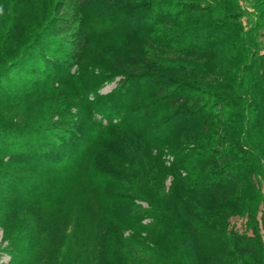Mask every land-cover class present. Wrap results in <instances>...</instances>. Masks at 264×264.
<instances>
[{"label": "rangeland", "instance_id": "374dc122", "mask_svg": "<svg viewBox=\"0 0 264 264\" xmlns=\"http://www.w3.org/2000/svg\"><path fill=\"white\" fill-rule=\"evenodd\" d=\"M92 3L94 5L89 12L92 20L89 23L97 25L99 20L103 19L109 23L102 24L94 32H87L86 36L79 37L76 27L81 24L78 21L81 15L76 13L79 4L74 0H0V43L8 39V44H11L8 48L14 50H10L9 53L7 50L6 58L12 59L24 48V43H15L16 39L26 37L27 41H34L39 32H42L35 48L43 54L44 60L51 61L50 55L54 53L52 47L65 46L66 49L71 50L76 48L83 55V58L78 60V64L84 65L81 72L76 70V63L70 66L69 71L63 73L50 71L57 74L56 79L54 78L50 84L52 88L45 91V85L36 82L34 83L38 84L36 88L45 92L36 95L27 91L35 87L28 80H31V75L36 71H15L14 68L0 71V148L7 143L1 138L3 131H9L14 127L40 126L37 123L40 124L47 119L57 120L60 117L58 111L62 109L61 104L65 107L69 104V110L74 112L73 106L77 99L79 101L74 87H78V84L81 87L76 89V92L83 90L85 93L83 100L87 102L97 98L98 95L103 97L110 95L116 90L120 76L110 79L111 76L106 72L110 69L131 71L122 67V63L124 64L125 59L128 58L138 59L145 67L143 73L149 75L139 76L140 86L146 85V79L150 78V81L156 79L167 83L164 85L167 93L190 90L197 93L201 89L197 86L217 89L216 91L223 92L229 97L224 103L219 104L218 101L222 99L220 96L216 97L218 101L215 100L210 106L214 114L213 123L210 122L203 131L188 129L187 118L178 117L190 104L178 105L177 108H158L155 116L144 121L141 117H135L134 113L130 112L131 109H128L120 120L124 119L127 127L134 126L136 130L128 134L117 130V133L123 134L124 137L123 141L114 144L116 148L113 151L101 140L95 141L92 144L94 150L91 156L107 157L109 154L114 155L112 152H117L125 159L133 157V160L129 159L131 164L121 160L122 158L118 160L122 169L127 170L133 184L142 189L159 190L160 196L168 191H174L164 203L144 191L136 194L128 193L125 207L139 226L150 223L152 214H163L171 222L177 223L180 232H183L182 253L186 256L188 264H264V71H260L264 65L260 59V57L264 59V28L259 26L262 21L256 18L259 11L244 0L239 3V9L231 11L232 15L241 13L239 20L242 22L240 32L243 41L235 45V48L244 55L242 57L244 61L236 63L239 67H233L230 76V74L224 75L231 68L230 65L226 67L225 72L222 65L229 61L235 63V60L233 51L227 50L220 43L228 40L223 36L221 26H212L210 33L192 32L184 40L179 41L183 47H178L177 43L172 42L175 47L166 50L151 42L145 43L141 38L120 40L124 31L132 28L133 23L137 24L141 21H133L127 17L122 28L119 29L118 24L112 21L114 18L121 20L123 11L107 6L101 9L99 0H94ZM204 16L190 13L189 19L201 23L206 19ZM14 23H17V28H11ZM103 32L106 34L108 32L107 36L111 41L95 47L92 39L96 38L95 34ZM206 34L212 41L216 40L211 46L217 49V53L203 60L196 58L195 55H189L186 52L188 49L186 43L192 37L196 40ZM248 35L252 37L251 40L243 37ZM101 38L105 39L106 36ZM83 39H89L90 44L84 46ZM47 41H52L49 50L45 48ZM142 53L148 54L146 58ZM223 54H226L227 58ZM44 60H42L43 65L41 62L35 63L33 69H43ZM70 61L76 59L72 57ZM78 73L79 80L83 83L68 84L71 75ZM37 75L43 79L44 75L49 73L39 71ZM92 81L97 83V88L90 84ZM19 85L24 87L20 92L17 90ZM155 86L150 84L151 92L134 100L130 107L134 110L146 105L154 107L153 109L159 107L160 103L165 101L164 97L167 93L158 95L156 89L152 91V87ZM233 86L234 90L231 92L230 88ZM84 88H88L87 91ZM137 90L138 86L129 88L119 97L120 100L133 97L134 91ZM176 117L180 120L173 129H169V125ZM95 119L102 120L101 115L96 114ZM104 121L103 118L102 122ZM247 124L249 129L247 136L243 132L238 134V129L243 130V126L246 127ZM180 128L185 130L176 133ZM166 131L172 133L171 136L165 137ZM87 133L90 134V131ZM112 137L113 135L110 138ZM239 142H241V150L238 149ZM216 149L220 151V156L218 155L217 158L211 156ZM6 153L0 152V173H2L0 183L5 180L7 185L10 176H5L8 174L5 169L8 168L10 172L17 171L24 164L11 160ZM67 153L64 151L61 157L67 159ZM149 155L152 156L150 160H148ZM81 159L80 155L77 162L71 164L70 169L68 171L66 169L64 174L62 173L63 176L55 182L50 191L40 188L34 192L33 197L38 198L44 206L43 229L46 237L57 235L55 238H58L66 233L76 211L85 204L83 199L87 197L85 192L90 185L89 179L86 178L89 164L87 159ZM226 165L231 168H226ZM221 170H225L224 174ZM229 170L231 172H228ZM227 172L229 176L232 174V179L226 178ZM25 175H29V172L15 173L18 180ZM5 184L2 185L3 190ZM25 188L26 184L18 187L17 193L23 192ZM94 197L92 201H95ZM27 198L24 196V199ZM5 204L6 200L0 195V213ZM61 213L62 217L67 218V224L64 226L58 223ZM107 213V210H101L99 218L107 217ZM20 216L21 214L17 215L8 223H0V264H14L13 260L18 259L22 254L16 251L17 242L30 241L31 228L28 223L20 220ZM99 218L95 213L91 217L96 223L90 227L94 235L91 241L92 244L96 243V248L94 247V257L90 261L91 264H109L113 255L111 253L113 234L108 233L106 238V230L104 231V226L98 223ZM188 221L190 226L187 225ZM56 229H61V232H57ZM121 232L123 241L131 231L121 230ZM140 235H144V232ZM95 237L96 240L93 241ZM131 237L127 240L132 241ZM239 237L242 241L250 243L255 250V258L239 255L234 245V240L240 239ZM54 240H49L50 244L46 251L51 258ZM134 251L143 257H149L151 253V250L145 247H135ZM86 257L87 254L84 260Z\"/></svg>", "mask_w": 264, "mask_h": 264}, {"label": "trees", "instance_id": "16d2710c", "mask_svg": "<svg viewBox=\"0 0 264 264\" xmlns=\"http://www.w3.org/2000/svg\"><path fill=\"white\" fill-rule=\"evenodd\" d=\"M99 1L101 2V9L102 7L107 6L118 8L124 12L121 20H116V18H114V21H112L115 24H118L119 29L122 28L124 19L127 17L129 19L131 18L133 21H141V23L137 24L132 22V28L124 31L120 40H124V38L127 40L141 38L145 43L151 42L159 48L169 50L174 46L172 42L175 44L177 43L179 45L178 47H183L179 44V41L184 40L188 34L192 32L198 34L201 31H203L201 32L203 34L205 31L210 33V28L216 25L221 26L223 36L228 38L227 41L224 40L220 43L224 45L227 50L231 49L233 51L235 60V63L233 61L223 63V72H225L228 65L231 67L224 75H229L230 72L233 71V67L237 66L238 68L239 66L236 63L244 61V59H242L244 55L235 48V45L240 44L241 41H243L240 32L242 22L239 20L241 13L238 15H232L231 13L232 10L240 8L239 3L243 0ZM244 1L251 5L255 10L257 9V11H259L256 18H259L262 21H259V26L264 28V0ZM74 2L79 4V9L76 13L81 15L80 18H78V21H80L81 24L76 27V32L79 37L82 35L86 36L85 34L87 32H94L102 24L109 23V21H104L105 19L99 20L100 22H98L97 25H91L89 23L92 20L91 17H89V12L93 8L94 3L92 2H94V0H74ZM190 13L205 15L204 17L206 19L201 23H198L197 20L194 22L193 19H189ZM11 28H17V23L11 25ZM109 31L112 32L113 30ZM41 33L42 32H39L34 41H27L26 37L16 39L15 43H24V48L12 59L6 58L5 56L7 50L8 53L12 50V48H8L11 46V44H8V39H5L0 43V60L2 61V68L0 71H5L6 68L7 70L8 68H14L15 71H36V73L31 75V80L28 81L30 83L32 82V84L36 82L44 84L46 91L49 90L50 87L52 88L50 84L57 76L56 73L50 71H60L63 73L64 71H69L70 66L73 63H76V70L81 72L83 71L84 65L81 63L78 64V60H81L83 55L76 48L71 50L66 49L65 46L52 47L54 53L50 55L51 61L44 60L43 54H41L38 48H35L36 44L39 43L38 37ZM107 34L106 32L95 34L96 38L92 39V43H95L96 45L95 47H100L101 44L111 41V39H108L109 37ZM103 36H106V38L102 39L101 37ZM243 37L246 38V40H248V38L251 40L252 38L250 35ZM210 38L211 37H208L207 34L206 36L202 35L196 40H193L192 37V39L186 43V47H188L186 52L189 55H195L196 58L201 60L215 55L217 49L212 47L211 43L216 42V40L212 41ZM82 42L84 43V46L90 44L89 39H83ZM51 44L52 41H47L45 44L46 50H49L48 47ZM142 54H144L145 58L146 55H148L147 53ZM223 55L227 58L226 54ZM72 57H74L76 61H70V58ZM260 59L264 62V59L261 57ZM42 60H44L45 67H43V69H33V65L39 62L42 64ZM226 61L228 62V60ZM124 64L122 63V67H126L127 70L130 69L131 71H117V69H110L106 72L108 76H111L109 77L110 79L114 78V76H120L119 80H117L116 90L111 92L110 95L106 97L98 95L97 98L87 102L85 99L83 100V96L85 95L83 90L81 92L79 91V93L76 92V89L81 87V85L79 86L78 84V87L73 86L74 92L77 94V97H79V101H82L79 102L76 98L77 102L73 106L75 108L74 112H71V109L69 110V104L66 107L61 104L62 109H59L58 111V116L60 117L57 120L51 121L50 119H47L40 124L37 123L40 126H25V128L14 127L10 128L9 131L1 132L3 133L1 138L7 141V143L0 148V152H7L6 155H8L11 160L21 162L24 166L21 167L20 170L12 172H10L8 168L5 169V172L8 173L5 174V176H10V182L7 183V185L5 184V180L0 183V195L6 200L5 206L2 208L3 211L0 213V223H8L12 218L15 219L17 215L21 214L19 217L20 220L28 223L31 228L29 235L30 241H27L28 244L26 242H17L15 247L16 251H20L22 254L21 256H18V259L13 260L12 263L52 264L54 262V264H91L90 260L94 257V247L96 248V243L92 244L91 241L94 235L91 233L90 228L96 223L95 221H92L91 217L95 213L99 218L100 211L107 210V217L99 218L98 223L104 226L103 230H106V238L108 233L113 234L111 240V253L113 255L110 258L109 264H188L186 256L182 253L181 239L183 232H180L177 223L171 222L170 219L168 217L166 218L163 214H152L150 223L139 226L137 221L130 217L125 207L126 196L128 193L136 194L137 192L140 193V191H144L147 194L151 193L156 200L164 203L166 202L164 200L170 197L174 191H168L163 196H160L159 190L153 191L152 189H142L133 184L127 170H123L118 161L122 158L121 160H126L125 162L131 164L129 161L133 160V157L129 158V160L127 157V159L123 158V155L119 156L117 152H112L116 157L109 154L107 157L104 155H98L94 158V156H91L92 151L94 150L92 144L95 141L101 140L105 146L111 147V151H113V149L116 148V145L114 144L123 141L124 137L123 134L117 133V130H120L119 132H126V134L135 131L136 128L134 126L127 127L124 123L125 120H120L124 112L128 109H131L130 112L134 113L135 117H141V120L144 121L151 116H155L157 113L156 109L158 108H177L178 105L184 106V104H190L189 107H185L182 110V113H180L178 117L180 118V116H183L184 118H187L188 129L192 128V130L203 131L208 127L210 122L213 123L212 117H214V114L212 113L210 106L215 100H217L216 97L220 96L222 99L220 101L217 100L219 104L220 102L224 103L229 96H225L223 92L216 91L217 89L202 88L200 86H197L201 88L197 93L192 92L190 89L189 92L172 91L167 93V89L164 86L167 83H164L162 79V82L156 79H151L152 82L149 78L146 79L148 82L145 81L146 85L140 86L141 82L139 79L141 78L139 76H149L143 73L145 72L143 71V68L145 67H143L142 63L136 58L125 59ZM39 71H47L49 75H44V78L40 79L37 75ZM102 71L105 70L102 69ZM260 71H264V65ZM230 76L232 75L230 74ZM135 80L139 81L136 82ZM164 80L168 82L167 79ZM69 81L68 84L72 85H76L77 82L81 84L83 83L79 80V73L71 75ZM186 82L189 83V81ZM90 84L94 88H97L98 86L97 83L93 81ZM150 84L156 85L155 88L152 87V91L153 89H156L158 95L167 93L164 97L165 101L161 102L159 107L155 109L150 105L141 108L139 107V110L131 108L130 106L134 100L139 99L147 92H151ZM34 85L35 87L27 90L28 92L31 91L32 95L45 93L36 88L38 84ZM133 86H138V90L133 93L134 96L124 101L120 100L119 97ZM194 86L196 85L194 84ZM23 88L22 85L17 86L19 92L20 90H23ZM87 89L88 88H84L85 91H87ZM51 90L53 91L55 89ZM233 90L234 86L230 88L231 92ZM235 113L239 114V112ZM96 114L101 115L102 120L104 118L105 121L102 122L101 119H95ZM179 118L176 117V119L173 120L169 125V129H173V126L177 125V122L180 120ZM247 126L248 124L246 127L243 126V130L238 129V134L243 132V134L247 136L249 132ZM183 130L185 129H177L176 133H181ZM89 131L90 134L87 133ZM169 131H166V134H164L166 135L165 137L171 136L172 133ZM111 135H113L112 138H110ZM106 139H109V141H106ZM4 140H2V142H5ZM238 145V149L241 150V142H239ZM64 151L65 153L70 151L67 153V159L61 157ZM219 152L220 151L216 149L211 156L217 158L218 155L220 156ZM80 155L82 156L81 160L87 159L89 164L86 178L89 179L88 182L90 185L85 192L87 193V197H84L83 199L85 204L79 207V210L76 211L70 228L66 233L60 237L58 236V238H55L57 235H54L55 237H51V235L46 237L43 229L44 206L38 198L33 197L34 192L40 188L44 191H50L55 185V182L63 176V172L68 171L71 164L74 162L76 163ZM151 158L152 156L149 155L148 160ZM225 167L231 168L229 165H226ZM221 171L222 174H224L225 170ZM22 172H29V175H25L20 180L16 179L15 173ZM228 172L231 171L229 170ZM228 172L227 174L225 173L226 178L232 179V174L229 176ZM135 173L138 174L137 171H135ZM1 174L2 173H0V175ZM4 184L6 185L5 190L2 188V185ZM23 184H26L25 190L17 193L18 187ZM24 196L28 198L24 199ZM93 196H95V201L93 200L94 202L92 201ZM66 219L65 216L62 217L61 213L58 217V223L61 226H64L67 224ZM187 225L190 226L189 221ZM121 230L131 231L128 234V237H125V240L123 241L121 238ZM56 231L61 232V229H56ZM143 232L144 235H140V233ZM129 237L133 240H127ZM54 238L56 240H54ZM50 239L51 241H55L53 245L54 249H51L52 258L49 253L46 252L50 244ZM95 240L96 237L93 241ZM234 245L237 248L239 255L252 258L256 257L255 250L249 242L242 241L240 238L234 240ZM135 247H145L150 249L151 253L148 255L149 257L138 255L139 253L134 251ZM85 254H87V257L84 260Z\"/></svg>", "mask_w": 264, "mask_h": 264}]
</instances>
